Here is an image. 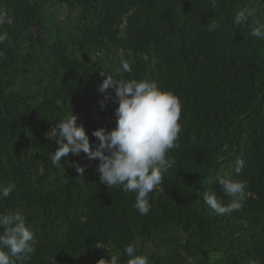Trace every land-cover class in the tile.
Segmentation results:
<instances>
[{"label": "trees", "instance_id": "obj_1", "mask_svg": "<svg viewBox=\"0 0 264 264\" xmlns=\"http://www.w3.org/2000/svg\"><path fill=\"white\" fill-rule=\"evenodd\" d=\"M241 10L246 25H233ZM0 11V184L14 185L0 215L20 213L34 233L17 264H128L127 245L150 264H264V40L250 35L264 0H0ZM110 74L182 105L174 163L144 216L134 193L100 183L97 160L51 163L57 121L76 116L93 149L92 132L115 127L114 93L99 91ZM221 178L247 187L242 207L218 216L203 194L227 205Z\"/></svg>", "mask_w": 264, "mask_h": 264}, {"label": "clouds", "instance_id": "obj_2", "mask_svg": "<svg viewBox=\"0 0 264 264\" xmlns=\"http://www.w3.org/2000/svg\"><path fill=\"white\" fill-rule=\"evenodd\" d=\"M5 16L0 11V25L5 23ZM247 20V10L237 11L232 17L233 25L244 26ZM212 27L209 25V30ZM250 35L264 40V22H258ZM6 39V33H0V43ZM122 69L132 71L127 62L122 63ZM109 89L114 95H106L105 101L112 100L118 105L114 110L115 127L94 130L92 136L98 144L93 149L83 126L76 124V116L70 114L69 118L57 121L46 133V138L58 146L52 153L51 163L61 166L62 158L67 161L69 154L78 156L80 153L90 161L97 160L100 183L108 189L121 186L122 191L134 193V207L144 216L151 209L150 193L162 185L164 175L174 163L168 153L179 147L182 105L172 92L163 91L146 79L118 80L110 74L99 91L106 93ZM103 106L102 101L101 108ZM70 166L83 176L84 168L79 164L71 162ZM242 167L243 161H239L237 174ZM218 183L230 202L223 205L215 193L209 191L203 194L204 204L218 216L239 210L246 197V182L221 178ZM13 190L14 185L0 184V200L9 197ZM0 229H3L0 232V264H17L31 253L34 233L20 213L0 215ZM98 247L104 248L103 245ZM124 252L130 258L128 264H150L148 256L136 254L132 245H127ZM97 264H119V258L115 255L110 260L100 258Z\"/></svg>", "mask_w": 264, "mask_h": 264}, {"label": "bare ground", "instance_id": "obj_3", "mask_svg": "<svg viewBox=\"0 0 264 264\" xmlns=\"http://www.w3.org/2000/svg\"><path fill=\"white\" fill-rule=\"evenodd\" d=\"M118 234V233H117Z\"/></svg>", "mask_w": 264, "mask_h": 264}]
</instances>
